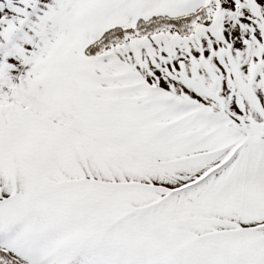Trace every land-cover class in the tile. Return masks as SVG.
<instances>
[{"label":"snow or ice","instance_id":"obj_1","mask_svg":"<svg viewBox=\"0 0 264 264\" xmlns=\"http://www.w3.org/2000/svg\"><path fill=\"white\" fill-rule=\"evenodd\" d=\"M0 264H264V0H0Z\"/></svg>","mask_w":264,"mask_h":264}]
</instances>
